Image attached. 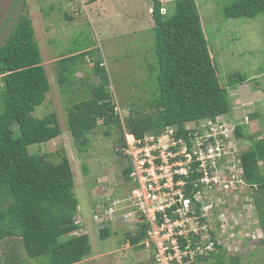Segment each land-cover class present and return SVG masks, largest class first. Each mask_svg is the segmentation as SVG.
I'll return each mask as SVG.
<instances>
[{
  "label": "rangeland",
  "instance_id": "obj_1",
  "mask_svg": "<svg viewBox=\"0 0 264 264\" xmlns=\"http://www.w3.org/2000/svg\"><path fill=\"white\" fill-rule=\"evenodd\" d=\"M86 1L0 0V45L18 17L26 15L31 21L50 85L44 102L32 115L41 118L53 112L60 128L59 137L46 144L32 145L28 150L52 161L57 158L54 153L68 159L73 193L78 201L71 215L78 226L74 234L87 235L91 245L90 255L75 264H153L151 247L134 248L126 240V234L133 235L139 226L136 219L126 215L131 210L127 198L133 186L123 177L128 165L126 159L116 154L118 138L127 132L129 107L145 104L151 97L152 82L146 68V64L153 61L151 2L102 0L87 4ZM161 1L162 12L173 9V0ZM232 2L195 0L220 84L226 87L227 77L233 72L246 77L245 82L227 87L231 113L218 117L228 129L227 141L223 143L225 154L219 160L227 175L237 171L239 154L251 147L248 140L235 138L234 127H242L244 136L264 138V14L253 19H226L223 8ZM91 49L94 52L76 67L75 84L61 87L56 63L71 52L77 54ZM96 58L101 59L107 71L108 89L121 129L115 128L110 135H105L107 128L99 125L88 136V148L78 152L67 128L66 110L76 98H82L89 85L98 82L92 72ZM201 123L187 126L201 127ZM226 192L215 188L203 199L211 204L206 210L205 224L213 241L211 252L215 253L210 252L212 256L203 261L184 259L183 264H215L217 256L223 260L237 256L242 264H264L261 226V223L264 226V215L258 216L259 208L264 205V189L251 190L248 186V189L237 190L236 185H231ZM117 200L123 203L116 206L115 211L113 202ZM104 226L109 231L105 239L100 233ZM6 257L11 260L7 264H37L28 258L17 238L0 241V264H5Z\"/></svg>",
  "mask_w": 264,
  "mask_h": 264
},
{
  "label": "trees",
  "instance_id": "obj_2",
  "mask_svg": "<svg viewBox=\"0 0 264 264\" xmlns=\"http://www.w3.org/2000/svg\"><path fill=\"white\" fill-rule=\"evenodd\" d=\"M150 2L153 61L146 68L152 82L151 97L145 104L129 107L125 134L141 138L144 134L159 135L168 127L174 129L175 139L188 141V124L215 121L231 113L227 87L245 82L246 77L233 72L227 77L226 87L220 84L195 0H173V9L164 12L161 0ZM262 14L264 0H233L223 8L226 19H253ZM93 50L71 52L56 63L61 87L75 84L77 65ZM92 72L98 82L89 85L82 98H76L66 110L67 128L78 152L88 148V136L99 125L107 128L105 135H110L115 128L121 129L108 89L107 71L100 58L93 60ZM0 83V241L19 239L28 258L37 264L79 263L90 255L91 245L87 235L74 234L78 226L71 215L78 201L73 193L68 159L54 153L57 158L52 161L28 150L32 145L46 144L59 137L60 128L53 112L41 118L32 115L44 102L50 85L26 15L18 17L0 45ZM147 110L151 113L145 115ZM242 129L234 127L233 135L248 140L251 147L239 154L238 168L233 175L251 190L262 191L264 138L244 136ZM125 134L118 138L116 154L120 157H123L120 151L125 145ZM196 166L192 163L191 168ZM130 171L129 165L123 170L127 182ZM190 178L198 180L200 174L190 173ZM199 207V204L195 206L198 215ZM261 214L264 215V205L259 208L258 216ZM261 226L264 228L262 223ZM145 231L146 227L139 224L133 235L126 234V240L134 248L142 249L140 242L145 238ZM100 233L105 239L108 227L104 226ZM211 253L196 256L194 260L203 261ZM4 260L5 264L8 260L11 262L7 257ZM215 264L242 263L237 256L225 260L217 256Z\"/></svg>",
  "mask_w": 264,
  "mask_h": 264
},
{
  "label": "built area",
  "instance_id": "obj_3",
  "mask_svg": "<svg viewBox=\"0 0 264 264\" xmlns=\"http://www.w3.org/2000/svg\"><path fill=\"white\" fill-rule=\"evenodd\" d=\"M200 125L203 131L202 126H187L188 141L175 139L174 129L168 127L159 135H125L120 152L131 167L128 177L133 186L127 198L131 210L126 215L136 219L137 226L146 227L142 245L154 252L153 264H183L184 259L208 255L213 241L205 218L211 204L203 199L215 188L223 193L231 185H236L237 190L248 189L241 178L233 173L227 175L219 164L228 138L225 124L216 118ZM192 163L197 164L194 169ZM194 172L200 174L198 180L190 178ZM122 203L113 202L115 208ZM197 204L199 215L195 213Z\"/></svg>",
  "mask_w": 264,
  "mask_h": 264
},
{
  "label": "crops",
  "instance_id": "obj_4",
  "mask_svg": "<svg viewBox=\"0 0 264 264\" xmlns=\"http://www.w3.org/2000/svg\"><path fill=\"white\" fill-rule=\"evenodd\" d=\"M102 0H96V1H93V0H87L86 2H87V4L89 3V4H92V3H94V2H101ZM126 5V4H125Z\"/></svg>",
  "mask_w": 264,
  "mask_h": 264
},
{
  "label": "clouds",
  "instance_id": "obj_5",
  "mask_svg": "<svg viewBox=\"0 0 264 264\" xmlns=\"http://www.w3.org/2000/svg\"><path fill=\"white\" fill-rule=\"evenodd\" d=\"M127 135V134H126ZM142 245V244H141ZM143 246V245H142ZM152 258V257H151Z\"/></svg>",
  "mask_w": 264,
  "mask_h": 264
},
{
  "label": "bare ground",
  "instance_id": "obj_6",
  "mask_svg": "<svg viewBox=\"0 0 264 264\" xmlns=\"http://www.w3.org/2000/svg\"><path fill=\"white\" fill-rule=\"evenodd\" d=\"M242 156H243V155H242ZM242 156H241V157H242Z\"/></svg>",
  "mask_w": 264,
  "mask_h": 264
}]
</instances>
